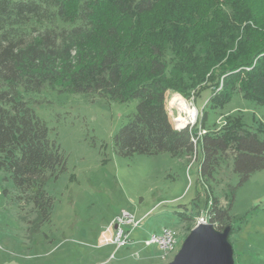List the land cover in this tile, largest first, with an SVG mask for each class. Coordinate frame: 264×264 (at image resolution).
Wrapping results in <instances>:
<instances>
[{"label":"trees","instance_id":"obj_1","mask_svg":"<svg viewBox=\"0 0 264 264\" xmlns=\"http://www.w3.org/2000/svg\"><path fill=\"white\" fill-rule=\"evenodd\" d=\"M264 0H0V170L18 199L36 214L31 229L52 220L50 180L67 156L23 93H60L136 100L114 137L116 153L197 158L201 177L215 181L232 159L239 186L264 170V135L236 120L200 138L175 127L169 92L190 98L211 89L210 106L238 92L264 105ZM199 138L198 142L195 140ZM213 202L209 223L232 227L235 199ZM185 217L193 221L196 216Z\"/></svg>","mask_w":264,"mask_h":264},{"label":"rangeland","instance_id":"obj_2","mask_svg":"<svg viewBox=\"0 0 264 264\" xmlns=\"http://www.w3.org/2000/svg\"><path fill=\"white\" fill-rule=\"evenodd\" d=\"M258 14L264 18V3ZM23 95L60 144L67 170L48 181L46 191L55 199L52 220L36 230L29 223L36 218L32 206L18 199L10 174L0 170V264H169L198 223L209 222L215 200L228 206L232 187V227L225 230L233 262L264 264V170L239 186L232 159L209 181L201 177L194 156L121 157L114 137L135 112L136 100L118 103L48 87ZM211 95V89L190 98L169 92L167 108L175 127L185 118L203 135L236 120L264 135V105L236 92L224 106L211 107ZM181 100L196 110L194 119L180 109ZM197 213L193 221H185ZM166 228L173 231L171 250L146 245ZM119 230L125 233L122 245L108 242Z\"/></svg>","mask_w":264,"mask_h":264},{"label":"water","instance_id":"obj_3","mask_svg":"<svg viewBox=\"0 0 264 264\" xmlns=\"http://www.w3.org/2000/svg\"><path fill=\"white\" fill-rule=\"evenodd\" d=\"M188 125L186 123L179 129ZM169 264H234L228 230L219 232L207 221L198 223Z\"/></svg>","mask_w":264,"mask_h":264},{"label":"built area","instance_id":"obj_4","mask_svg":"<svg viewBox=\"0 0 264 264\" xmlns=\"http://www.w3.org/2000/svg\"><path fill=\"white\" fill-rule=\"evenodd\" d=\"M204 134H206V133H204ZM197 135H198L199 138L201 136H203V135H200V134H197ZM199 138H197V140H195V143L198 142ZM202 221H204V220H201L200 222H202ZM135 224H137V223H135ZM123 237H125V233L122 230H119L117 232V234H116V237L114 239H108L107 241L108 242L117 243V244L119 243V245H122L121 240H122ZM173 243H174L173 231H172L171 228H166L161 235H153L149 240L146 241V245L147 246L156 245L164 253H167L169 250L172 249Z\"/></svg>","mask_w":264,"mask_h":264},{"label":"bare ground","instance_id":"obj_5","mask_svg":"<svg viewBox=\"0 0 264 264\" xmlns=\"http://www.w3.org/2000/svg\"><path fill=\"white\" fill-rule=\"evenodd\" d=\"M180 98V97H179ZM179 103L180 109L186 114L187 117H189L190 120L194 119L196 117V110L188 106L187 102L184 100H181ZM187 123V120L184 118L178 119L179 126H183Z\"/></svg>","mask_w":264,"mask_h":264}]
</instances>
